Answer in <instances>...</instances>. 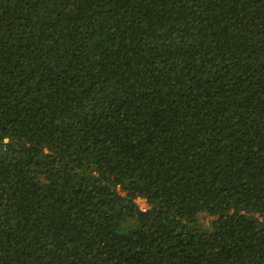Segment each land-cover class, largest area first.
<instances>
[{"label": "trees", "instance_id": "obj_1", "mask_svg": "<svg viewBox=\"0 0 264 264\" xmlns=\"http://www.w3.org/2000/svg\"><path fill=\"white\" fill-rule=\"evenodd\" d=\"M0 264H264V0H0Z\"/></svg>", "mask_w": 264, "mask_h": 264}, {"label": "rangeland", "instance_id": "obj_2", "mask_svg": "<svg viewBox=\"0 0 264 264\" xmlns=\"http://www.w3.org/2000/svg\"><path fill=\"white\" fill-rule=\"evenodd\" d=\"M137 204H139V207H140V208H143V204H142V203L137 202Z\"/></svg>", "mask_w": 264, "mask_h": 264}]
</instances>
